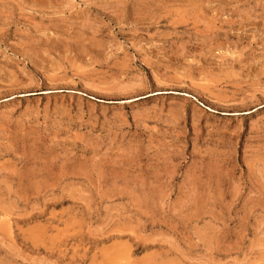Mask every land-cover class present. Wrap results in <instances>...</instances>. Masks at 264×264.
Returning a JSON list of instances; mask_svg holds the SVG:
<instances>
[{
    "label": "rangeland",
    "instance_id": "obj_1",
    "mask_svg": "<svg viewBox=\"0 0 264 264\" xmlns=\"http://www.w3.org/2000/svg\"><path fill=\"white\" fill-rule=\"evenodd\" d=\"M0 264H264V0H0Z\"/></svg>",
    "mask_w": 264,
    "mask_h": 264
}]
</instances>
